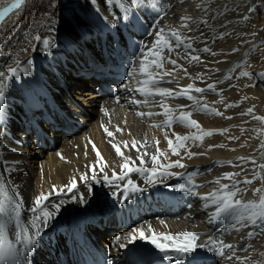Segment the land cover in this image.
Masks as SVG:
<instances>
[{
    "label": "bare ground",
    "instance_id": "bare-ground-1",
    "mask_svg": "<svg viewBox=\"0 0 264 264\" xmlns=\"http://www.w3.org/2000/svg\"><path fill=\"white\" fill-rule=\"evenodd\" d=\"M13 2L0 0V8L8 7ZM254 2L140 0L139 5H128V0H124L129 12L135 11L140 18V23L130 28L125 26L128 17L122 9L114 6L112 0H108L107 4L106 0H93L91 3L89 0H25L19 10L13 9L0 22V71L7 73L9 68H17L16 77L8 81L4 109H0V125L3 126L0 129V175L12 182V186H19L25 201V220L32 216L28 208L36 195L50 192L53 184L58 187L67 184L73 177L88 201L81 205L78 201H72V194L67 192L50 197L51 202L63 199L65 203L33 248L30 260H34L35 264H81L69 249L73 245L72 216L80 213L84 220L90 218L97 223L96 226L93 223L87 226L89 235L107 245L114 264H128L127 259L133 249L141 250L151 260L157 257L153 246L143 240H137L126 249L113 245L115 236H123L135 227L146 231L149 224L157 233L191 231L199 233L201 240H206L209 235L223 239L235 246L237 256L249 258L245 264H264V232L251 225L236 231L231 227L236 223L232 215L209 223L215 207L209 201V207L205 208V201L199 198L219 188L214 181L223 177L224 173H240L233 180H221V183L231 185L233 181H243L245 176L251 179L253 169L258 170L257 165L264 163V150L260 149V143L264 141V124L252 118L255 112L264 117V90L255 85L254 75L239 76L241 70H254L255 73L257 67H264V42L257 43L258 39L264 38L261 37L264 30H258V20L248 11ZM161 8L164 11L160 15ZM239 8L244 10L236 14ZM181 16L193 18L189 28L180 27ZM238 18L244 25L239 26ZM202 20H207V23H202ZM157 22L160 27L177 28L184 37H190L188 42L193 45L191 54L201 58L200 61L189 62L185 58L189 50L183 45L172 53L165 52V56L171 55L187 69L188 75L178 67L175 77H164L159 87L180 91L189 84L205 89L208 84H213L215 91L206 90L199 94L193 91L191 95L202 97V102L223 115L196 112L192 108L179 109V105L193 103L185 97L165 100L160 96L145 97L135 91L138 87L136 80L146 77L129 78L128 72L134 69L138 71L140 49L155 39L149 33L157 30L154 27ZM231 26H234L232 31L228 29ZM49 27L54 31L49 32ZM209 28L215 33L206 39L191 33V30L204 32ZM242 29L247 36L242 35ZM221 33L225 34L223 38ZM37 34L53 38L52 46L47 51L33 39ZM239 38L248 39L243 42ZM204 47L211 49V52L197 51ZM242 48L245 51L239 55ZM233 49L236 51L233 52ZM29 60L31 64L27 63ZM164 68L172 70L173 66L165 61ZM150 70L156 71L154 68ZM226 75L232 78L225 79ZM124 84L133 90L124 88ZM132 99L147 100V103H132ZM162 103L173 109L171 115L174 117L180 111H192L191 119L197 120L205 131L227 128L228 132L221 135L214 131L213 135L204 137L202 141L187 142L188 151L202 155L188 158L184 149H178L180 156L173 155L165 140L166 134L174 140L173 132L181 136L198 135L199 132L178 122L163 130L154 127V124L168 118L163 114L151 117L136 115L137 112L162 113ZM225 104L234 106L225 108ZM249 107H254L253 114H240ZM102 109L108 114L105 115ZM102 125L114 133V140L106 135ZM117 125L123 129L122 133L116 131ZM256 129L260 131H254ZM42 133L44 145L41 149H35L38 135ZM230 136L239 139L229 140ZM134 138H146L150 153L155 152L156 140H159V148L164 155L158 157V165L180 159L185 167L170 168L168 171L186 175L158 176L156 183L149 185L143 176L130 172L126 179L133 180L146 191L132 193L123 204L120 203L123 198L121 191L107 186L102 179L99 182L89 181L92 187L89 195L87 187L79 180L81 174L88 172L86 165L96 160L89 141L94 142L107 161L104 172L111 177L113 169L119 173L120 164L124 161L116 155L109 141H126L131 148ZM221 144L224 147L208 148L209 145ZM120 147L124 156L135 159V150L128 151L123 144ZM238 157H254L257 164L239 160ZM145 159V166L152 168L151 158ZM4 161L19 163L14 165L16 170L9 173L4 171L9 166ZM229 161L232 163L229 164ZM135 164L138 166L140 161L135 160ZM192 173L197 174L192 177L193 183L202 185L195 189L199 195L174 187L186 183ZM88 174L91 177V172ZM103 174L97 168V177ZM117 183L123 185L125 181ZM261 186L260 180L252 184L240 183L238 187L241 192L236 198L258 200L261 193L254 196L253 190ZM113 192L117 193L116 198H113ZM160 220H164L165 225H161ZM253 231L257 235L249 238L247 234ZM200 254L204 264H239L236 259L229 261L211 251L201 250Z\"/></svg>",
    "mask_w": 264,
    "mask_h": 264
},
{
    "label": "snow or ice",
    "instance_id": "snow-or-ice-1",
    "mask_svg": "<svg viewBox=\"0 0 264 264\" xmlns=\"http://www.w3.org/2000/svg\"><path fill=\"white\" fill-rule=\"evenodd\" d=\"M93 2V0H89ZM108 0H106L107 4ZM114 6H118L122 9L125 15L128 17L125 26L126 27H135L140 23V18L136 15L135 11L129 12L128 6L124 3V0H112ZM25 4V0H14V2L8 7L0 8V22H3L10 12L13 9L19 10ZM140 0H128V5H139ZM55 6L54 4L52 5ZM199 8L200 5H197ZM254 9L249 8L248 11H253ZM145 11H148L145 8ZM163 8L160 9L162 13ZM206 11V9H205ZM105 19H107L105 17ZM161 19L163 17L161 16ZM191 16H181L180 21L182 28H189L190 23L192 22ZM247 19V17H244ZM202 23H207V20H202ZM55 23V21H53ZM154 27L157 29L154 33H149L154 35L155 39L151 42L150 45H144L141 47L140 59L137 61V70L129 71V78L136 76L146 77L145 79H137L136 83L138 87L135 89L140 95L145 97H154L160 96L163 99L167 98H179L185 97L187 100L192 101L191 105H179V109L192 108L196 112L204 113H213L217 116L223 115L222 112L218 111L216 108L209 107L206 102H202L203 98H197L191 95L194 91L195 93H203L206 90L215 91V86L213 84H208L207 88L194 87L192 84L187 85L186 89H181L176 91L171 88H162L159 87L160 82L164 77H175L176 69L179 67L181 71L187 76V69L183 68L182 65L178 64L176 59H172L171 55L165 56L164 53H172L176 50L177 47L183 45L189 50V53L185 58L191 61H200V57L197 55H192L191 50L193 45L188 41L190 37H184L179 29L165 26L160 27L159 22H157ZM49 32L54 31L51 27L48 28ZM225 34L221 33V38ZM255 35V33H253ZM33 39L43 45V49L47 51L53 43V38L50 36H44L37 34ZM197 51L211 52V49L204 47L203 49H197ZM233 52L236 49L232 50ZM148 53H151V56H148ZM215 55V53H212ZM247 55V54H246ZM170 63L173 68L172 70H167L164 68V63ZM17 63H19L17 61ZM28 64H31L32 61H27ZM250 66V65H249ZM239 67V66H238ZM154 68L156 71L153 72L150 69ZM17 75V68H9L7 73L5 71H0V109H4L6 103V92L8 88V81L12 80ZM254 73L247 70H241L239 76L241 77H252ZM259 75L264 79V72H261ZM225 79H231V76L226 75ZM220 81H217L219 83ZM171 83V81H169ZM124 88L132 91L133 89L128 85L124 84ZM247 99V97H245ZM132 103H147V100L137 101L135 99L131 100ZM234 105L225 104V108L232 107ZM160 107L164 110L162 113H152V112H137L136 115L140 117H151L152 115H165L168 118L160 124H154V127L171 128L172 124L178 122L184 126L195 128L198 130L199 134H194L191 136L185 135L181 136L178 133L173 132V138H170L167 134L165 135V140H167L168 148L173 155L180 156L181 153L178 149H184L185 154L188 158H191L195 155H202V153L191 152L187 150V142L189 140L202 141L204 137L213 135V132H218L223 135L228 132V129H217V130H203L199 122L195 119H191L193 114L192 111H180L178 116H173L171 113L173 109L166 103H162ZM102 111H105L102 109ZM254 113V107H249L246 111L240 113L241 115H250ZM108 113L105 111V115ZM2 115V114H0ZM231 119V117H227ZM254 120H259L264 122V117L253 115ZM0 125V129H2ZM104 132L108 137L115 139L114 133L109 131L107 127L102 125ZM117 132H123L118 125L116 126ZM243 132L244 129H241ZM254 131L259 132L260 130L256 129ZM229 140L239 139L238 137L230 136ZM110 140L112 149L115 150L116 155L123 159V163L120 164V171L117 173L113 169L111 177L108 176L104 169L108 166L107 161L104 160L101 153L97 149L94 142L89 141L92 144V150L96 154V160L91 165H86L88 172H91V177H89L88 172H85L80 175L79 180L84 184L88 189V194L91 195L92 187L90 180L93 182H99V179H102L104 183L109 187H114L115 189L121 191L123 198L120 199V203L123 204L127 199L131 197L132 193L146 191V189L140 188L133 180L126 179L129 176L130 172H136L139 175L143 176L145 182L149 185L156 183V177L163 176H172L180 175L183 177L186 173L174 174L168 171L170 168H184L185 165L181 162L180 159L175 161H169L166 164L158 165V157L163 156V151L159 148V140H156V150L155 152H148V142L145 138L144 140L133 139L131 142V148H129L128 142L120 141L113 142ZM123 144L124 148L128 151L135 150L137 155L135 159L131 156H124V153L121 150L120 145ZM215 147H224V145H209L208 148L211 150ZM260 149L264 150V141L260 143ZM58 156L63 159L60 153H57ZM85 157H87V150L85 151ZM145 157H150L153 163L152 168H148L145 165L147 160ZM239 160L250 161L252 164H257V161L254 157H238ZM135 160H139L140 164L137 166ZM130 162L131 165L130 166ZM3 163H8V167L4 169L6 172L15 171L14 165L18 164L19 161H4ZM232 162L229 161V164ZM159 167V171H158ZM97 168L101 173H104L102 177H97ZM257 169H253L252 178L249 179L245 176L243 181H233V183H221V180H233L234 177L239 176L240 173H224L223 177H218L214 183L219 185V188L216 190L200 195V199L205 201L204 207H209V201L212 206L215 207V211L212 212L209 223H214L219 220L222 216L232 215L236 223L232 224L231 227L236 231H239L240 228L247 227L251 225L254 229H259L260 232H264V163H259ZM197 175L192 173L189 176V179L186 183L175 185L174 187L178 190L189 192L192 195H199L195 189L202 187V185H197L193 183L192 177ZM260 180L262 183L261 187H258L253 190V195L256 193H261L258 200H249L244 201L242 199L236 198L241 189L238 187L240 183L243 184H252L253 181ZM117 181H125L123 185L117 183ZM65 192L72 194L70 199L74 202L78 201L81 205L87 204L84 193L79 191L76 178L73 177L68 181L67 184L57 186L52 185L50 192L36 195L33 198L32 206L28 208V211L32 213L30 219L25 220L23 218L24 212V198L19 192V186H12V182L6 180L2 175H0V264H35L34 260H30L29 257L32 254L33 248L39 243L44 235L45 231L49 227V223L53 220L56 215L60 212L65 201L60 199L59 202H51L50 197L52 195L61 196ZM117 193L113 192V198H116ZM51 208V210H50ZM164 220H160L161 225H165ZM146 231L148 234H146ZM135 227L132 228L128 233L123 236H115L113 239V245L120 249H126L129 245L134 244L137 240L146 241L148 244L152 245L153 248L158 253L157 257L148 262V264H204V260L200 254L201 250H207L213 252L215 255L225 258L226 260L236 259L239 261V264H245L248 257H239L236 255L235 246L233 244L225 242L223 239H217L211 235L208 236L206 240L200 239V234L191 231H182L179 233H157L153 229L152 225L149 224L147 230ZM255 231L249 232L247 236L249 238L256 236ZM107 264H114V262L109 259Z\"/></svg>",
    "mask_w": 264,
    "mask_h": 264
},
{
    "label": "rangeland",
    "instance_id": "rangeland-1",
    "mask_svg": "<svg viewBox=\"0 0 264 264\" xmlns=\"http://www.w3.org/2000/svg\"><path fill=\"white\" fill-rule=\"evenodd\" d=\"M233 7H235V6H233ZM250 8H252V9H254L253 11H251V13H252V16L255 18L256 17V19L258 20V22H259V27H258V30H264V0H255V2L254 3H252V4H250ZM243 10H244V8H242V9H240L239 8V11L238 12H236V14H238V13H240V12H243ZM254 13L256 14V15H254ZM162 13H160V15H161ZM241 14V13H240ZM160 17V16H159ZM243 18H244V16H242ZM213 22H215V21H213ZM238 24H239V26L240 25H244V23L238 18ZM231 27H232V29H231ZM231 27H229L228 29L229 30H233L234 29V26H231ZM260 28V29H259ZM207 31V32H206ZM206 31H202V30H191V33L196 37V36H198V38H201V39H206V37L207 38H209V37H211V36H213L214 35V30L211 28H209V30H206ZM242 31H243V33H242V35L243 36H247V34H244V29H242ZM240 32V31H239ZM262 38L264 37V36H261ZM240 39V38H239ZM247 39L248 38H242V39H240L241 41H243V42H246L247 41ZM253 39L255 40V37H253ZM251 40H252V38H251ZM259 41V42H258ZM258 41H257V43H263L264 42V38L263 39H258ZM249 46H252V44L251 45H249ZM180 47V46H179ZM245 51V49L244 48H242V50H240V53H239V55L241 54V53H243ZM257 53H259L260 51H259V49H257V51H256ZM238 55V56H239ZM261 55V54H260ZM259 55V56H260ZM261 72H264V67H257V70L255 71V73H254V70L252 71V73H254V76H255V78H254V83H255V85H257L260 89H262V90H264V79H262L259 75H257V74H259V73H261ZM255 114L256 115H258V116H261L260 114H257L256 112H255ZM261 122V121H260ZM261 124L263 125L264 124V122H261ZM259 130V129H258Z\"/></svg>",
    "mask_w": 264,
    "mask_h": 264
}]
</instances>
